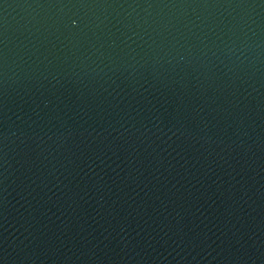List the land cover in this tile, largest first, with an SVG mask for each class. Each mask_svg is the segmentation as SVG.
Wrapping results in <instances>:
<instances>
[{"label":"water","instance_id":"95a60500","mask_svg":"<svg viewBox=\"0 0 264 264\" xmlns=\"http://www.w3.org/2000/svg\"><path fill=\"white\" fill-rule=\"evenodd\" d=\"M0 264H264V0H0Z\"/></svg>","mask_w":264,"mask_h":264}]
</instances>
